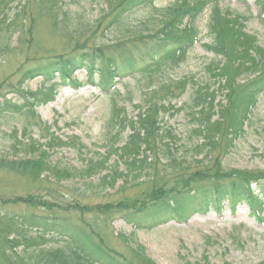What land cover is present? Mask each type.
<instances>
[{
	"label": "trees",
	"instance_id": "16d2710c",
	"mask_svg": "<svg viewBox=\"0 0 264 264\" xmlns=\"http://www.w3.org/2000/svg\"><path fill=\"white\" fill-rule=\"evenodd\" d=\"M155 1L68 0L69 6L62 8L63 0H42V4L38 0H0V41L3 44L0 53H10L6 39L9 36L11 39L12 33L19 34L17 42L33 36L32 29L39 14L49 22L51 36L89 42L71 53L46 61L33 60L34 65L21 79L42 77L41 88L29 96L21 92L20 98H13V103L0 102V117L13 110L33 120L34 107L52 99L57 87L53 79L67 81L76 69H86L89 80L98 70L101 76L98 87L103 91L108 90L107 86L117 76L138 74L143 83L142 101L132 106L138 110L136 116H130L127 104L116 101L118 93L113 91L109 117L103 127V154L96 152L84 161L81 169L50 163L49 152L75 148L80 154L85 149L75 137L63 141L52 134H47L41 143L32 141L28 145L36 154L34 159L0 163L18 175L31 176L33 182L44 181L53 186L77 181L90 187L88 181L94 178L98 179L94 187L102 191L113 189L118 181L123 192L126 186L154 185L140 200L135 197L93 210L79 208L76 202L63 204L66 205L64 211L77 210L82 215L91 211L100 213L105 225L109 224L107 216L112 211L134 229H151L167 220L185 218L188 210L207 207V204L196 206V199H208L212 190L218 195L225 194V189L231 190V198L245 197L252 212L259 214L258 198L264 195V170L226 169L221 160L232 154L235 142L244 135V127L251 121V106L264 89V50L258 47L255 38L243 32L244 18L223 12L218 4L208 2L212 40L205 47L224 61L215 59L206 66L210 85L198 88L185 106L192 128L188 134L190 141L184 144L187 150L179 155L171 146L175 136L163 127L160 115L166 110L165 103L179 98L189 83V78H176L174 74L175 68L186 58L194 32L181 31L179 26L185 17L193 23L195 13L200 12L206 0H177L164 8H154ZM37 5L46 6L36 16H27L28 9ZM141 9L151 14L135 23ZM18 29L20 33L15 32ZM108 34L116 43L131 40V48L123 50L118 45L97 43V39ZM146 38L152 42L150 40L147 49L141 52L137 43ZM169 40H178L183 48L169 51L164 42ZM149 59L155 60L154 63L137 68ZM218 96L225 102H216ZM188 152L191 153L189 160ZM221 181L234 184L230 188L221 187ZM251 182L257 183L259 195L256 197L249 191ZM19 204L33 210L42 209L45 213L13 215L7 211L6 206ZM56 207L54 202L31 194L18 197L16 201L0 198V264H154L139 246L132 249L131 262L118 258L82 218L50 213ZM124 240L131 242L126 237ZM201 262L184 261L182 264H208L206 258Z\"/></svg>",
	"mask_w": 264,
	"mask_h": 264
},
{
	"label": "rangeland",
	"instance_id": "374dc122",
	"mask_svg": "<svg viewBox=\"0 0 264 264\" xmlns=\"http://www.w3.org/2000/svg\"><path fill=\"white\" fill-rule=\"evenodd\" d=\"M38 1L42 4V0ZM67 1L63 0L65 4L61 5L62 8L69 6ZM173 2L174 0H163L156 3L155 7L164 8ZM252 2L253 0H247L249 6L247 8L236 0H220L219 6L246 17L247 21L243 23L245 32L255 36L264 50V20L261 21L257 17L258 7L252 5ZM45 6H32L28 9L27 16H36ZM149 14H151L149 10L139 12L135 23L148 18ZM208 14L209 11L206 9L196 21L194 28L199 33L197 37L199 41L194 43L183 65L175 69V77L189 78V83L179 98L165 103L166 110L160 115L163 127L171 130L175 136L171 146L179 155L187 150L184 144L189 143V128H192L191 117L187 114L189 110L185 106L189 104L191 95L194 96L198 88L210 85L206 66L215 59V56L203 47L211 41L206 35ZM35 23L32 29L33 36L17 42L19 34L12 33L11 39L10 36L6 39V44L9 43L11 48L10 53H0L1 103L4 101L13 103V98H20L21 92L24 96H29L41 88L42 77L32 80L21 79L23 73L34 65L33 60L46 61L48 58L76 51L85 43L87 45L89 43L85 39L73 42L51 36L48 29L50 24L45 17H41V14ZM15 32L20 33L19 29ZM108 36L109 34L105 38H100V41L97 39V43L105 46L118 45L123 50L131 48V40L123 39L116 43L115 38ZM148 41L149 38L143 39L139 43V48L143 51L147 49ZM98 78L97 70L95 79ZM86 79L87 73L84 70L72 73L71 76V80L85 82ZM55 81L58 82V79ZM112 82H118L116 89L119 94L115 95L116 101L127 104L126 109L130 116H136L138 110L132 106L138 105L143 97L141 88L143 83L139 75H129L120 80L114 79ZM52 98L46 104L36 105L34 109L36 117L33 120L28 116L14 113L16 111L13 110L8 112V115L0 117V162L34 159L36 154L31 152L28 145L32 141L43 142L47 134L58 136L63 141L75 137L85 148L84 151L80 150L82 151L80 154L75 148L49 152L50 163L78 170L84 167V161L96 152L103 154L101 147L104 142L103 127L109 117L110 96L91 86L74 89L61 84L53 92ZM218 101L225 102L222 96L217 97L216 102ZM25 127L27 129L24 131ZM126 135L127 132L124 136ZM190 155L188 152V160ZM221 161L222 167L226 169L264 170V94L258 98L251 122L245 128L244 135L236 141L232 154ZM30 177L9 171L1 164L0 198L4 200L14 198L16 201L18 197L31 194L54 202L58 207L53 208L50 213L57 216L68 214L67 217L75 219L82 218L91 226L95 235L103 240L107 248L124 261H132L134 255L131 251L137 246L143 249L144 254L154 264H182L184 261L202 263V258H206L208 264H258L264 260V227L256 224L246 204H239L232 213L227 201L224 200L221 214L210 207L206 214L194 215L185 224L169 222L150 231H135L125 225L118 213L111 211L107 216L109 224L105 225L104 217L100 213L91 211L82 215L77 210L64 211L66 205L63 204L76 202L80 205L79 208L93 210L100 205L128 202L135 197L140 200L147 196L154 185L126 186L123 192L120 188L121 181H118L113 189L102 191L94 187L98 180L96 178L88 181L92 186L87 187L85 183L77 181H65L61 182L60 186H53L44 181L33 182ZM6 208L13 215H21L24 212L45 213L42 209L33 210L21 204L9 205ZM124 237L131 242L125 241Z\"/></svg>",
	"mask_w": 264,
	"mask_h": 264
}]
</instances>
